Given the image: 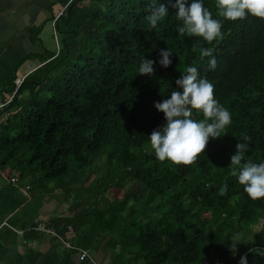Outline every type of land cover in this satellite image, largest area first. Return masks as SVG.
<instances>
[{
	"label": "trees",
	"instance_id": "1",
	"mask_svg": "<svg viewBox=\"0 0 264 264\" xmlns=\"http://www.w3.org/2000/svg\"><path fill=\"white\" fill-rule=\"evenodd\" d=\"M159 2L169 15L154 28L145 18L150 0L64 2L59 50L45 49L18 88L16 74L4 87L13 97L3 106L0 171L40 191L62 190L69 213L52 224L79 249L105 239L112 264H238L241 254L264 264L249 251L264 248V198L247 196L230 161L244 136L245 159H264V20H227L216 0H204L222 21L209 44L178 34L176 9ZM166 47L172 64L139 75L141 57L155 61ZM200 47L214 49V69ZM190 64L212 82L231 122L192 163L161 161L147 138L164 119L154 101ZM193 118L204 117L194 110ZM236 232L246 242L233 255L228 240Z\"/></svg>",
	"mask_w": 264,
	"mask_h": 264
},
{
	"label": "clouds",
	"instance_id": "2",
	"mask_svg": "<svg viewBox=\"0 0 264 264\" xmlns=\"http://www.w3.org/2000/svg\"><path fill=\"white\" fill-rule=\"evenodd\" d=\"M176 9L178 34L197 36L211 43L222 35V21L214 18L212 12L204 6V0H170ZM152 5H155L152 7ZM218 15L227 20L243 19L252 16L264 20V0H216ZM148 14L145 17L151 27H156L169 15L168 7L159 0H150ZM212 47H200L201 59L207 58L208 67L214 69L216 58ZM173 52L169 48H160L159 57L153 60L141 57L137 67L139 75L151 76L154 64L167 68L172 64ZM176 88L160 101H154V108L163 113V123L148 134V142L158 160H168L175 164H190L202 153L209 138L221 137V131L231 122L227 108L214 98L213 84L200 75L198 68L187 65L175 80ZM179 89V90H178ZM194 110L204 118L194 119ZM248 137L235 144V152L230 156L235 167L232 175L243 186V191L253 200L264 198V159L258 163L245 159L250 145ZM229 250L235 255L236 247L246 240L240 232L234 233L228 240ZM264 257V248L249 249ZM238 264H248L246 254L239 256Z\"/></svg>",
	"mask_w": 264,
	"mask_h": 264
},
{
	"label": "crops",
	"instance_id": "3",
	"mask_svg": "<svg viewBox=\"0 0 264 264\" xmlns=\"http://www.w3.org/2000/svg\"><path fill=\"white\" fill-rule=\"evenodd\" d=\"M65 1L0 0V124L9 114L3 107L8 99L4 92L7 81L15 74V80L26 76L45 49L54 50L45 32L49 26L54 42L52 17L64 10ZM11 178L0 171V264L113 263L115 254L105 239L90 251L94 262L88 263L80 261L78 252L65 248L60 240L34 230L37 221H45L57 231L52 222L68 215L69 204L60 189L44 192L29 182L12 183Z\"/></svg>",
	"mask_w": 264,
	"mask_h": 264
},
{
	"label": "built area",
	"instance_id": "4",
	"mask_svg": "<svg viewBox=\"0 0 264 264\" xmlns=\"http://www.w3.org/2000/svg\"><path fill=\"white\" fill-rule=\"evenodd\" d=\"M62 12L59 15H57V17L53 21V25H55L56 20L59 18V16H61ZM53 30H54V34H55L54 35V38H55V36L57 35V32H56V30H55L54 27H53ZM56 41H57V38H56ZM57 47H58L57 50H59L58 44H57ZM24 77H21V78H17L16 79L15 84L17 85V88L22 84ZM12 97L8 98L5 101V103L3 104V106L9 104L11 102V100H12ZM10 181L12 183H17L18 182V178L16 176L15 177H12L10 179ZM29 188L30 187L27 186L25 189L28 190ZM34 230H36L38 232H44V233H46V234H48V235H50V236H52V237L60 240L62 242V244L64 245V247L67 248V249H69V250H75V251H77L78 254H79L80 261H82V262H88V263H93L94 262V260H93V258L91 256L89 250L79 249V248L75 247L73 244H71L70 241L64 240L63 237L60 235V233L58 231H56L55 229H52V228H49L48 227V223L47 222H45V221H37L36 222V226L34 227Z\"/></svg>",
	"mask_w": 264,
	"mask_h": 264
},
{
	"label": "rangeland",
	"instance_id": "5",
	"mask_svg": "<svg viewBox=\"0 0 264 264\" xmlns=\"http://www.w3.org/2000/svg\"><path fill=\"white\" fill-rule=\"evenodd\" d=\"M59 15V14H58ZM48 23H49V21H48ZM55 28V25H53L52 24V28ZM42 28H44V30H45V26L44 27H42ZM45 35H48V36H50V38H51V44L53 45V43H54V45H53V49H58V47H57V44H58V37H57V35L55 36V41L53 42V39H52V36H51V32H50V27L48 26L47 27V29H46V32H45ZM55 35V34H54ZM56 38H57V41H56ZM91 177H92V175H91ZM91 177L90 176H87V180H90L91 179ZM119 193H120V191H118ZM114 193H116V192H114ZM114 194H113V192H111L110 193V196H113ZM261 224H262V222H260L256 227H255V230L256 231H259V229H260V227H261Z\"/></svg>",
	"mask_w": 264,
	"mask_h": 264
},
{
	"label": "water",
	"instance_id": "6",
	"mask_svg": "<svg viewBox=\"0 0 264 264\" xmlns=\"http://www.w3.org/2000/svg\"><path fill=\"white\" fill-rule=\"evenodd\" d=\"M24 77V76H23Z\"/></svg>",
	"mask_w": 264,
	"mask_h": 264
}]
</instances>
